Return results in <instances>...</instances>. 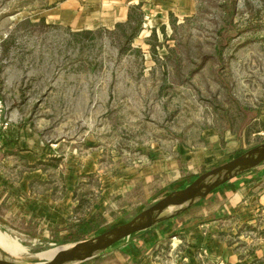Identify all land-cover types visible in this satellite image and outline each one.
Wrapping results in <instances>:
<instances>
[{
	"label": "rangeland",
	"instance_id": "374dc122",
	"mask_svg": "<svg viewBox=\"0 0 264 264\" xmlns=\"http://www.w3.org/2000/svg\"><path fill=\"white\" fill-rule=\"evenodd\" d=\"M58 1L0 0V98L9 129L36 144L31 160L8 156L0 172L9 183L26 172L69 233L125 177L139 180L127 212L112 195L113 210L101 207L109 224L82 240L264 144V0H193L187 17L169 13L154 28L136 9L125 24L84 31L47 19ZM153 165L157 172L141 173ZM73 180L63 202V181ZM6 187L0 232L25 253L0 254L36 264L37 254L74 243L69 234L56 240L47 216L7 217L16 193Z\"/></svg>",
	"mask_w": 264,
	"mask_h": 264
},
{
	"label": "crops",
	"instance_id": "0c3cea01",
	"mask_svg": "<svg viewBox=\"0 0 264 264\" xmlns=\"http://www.w3.org/2000/svg\"><path fill=\"white\" fill-rule=\"evenodd\" d=\"M193 8V0H60L45 14L47 19L50 18L49 20L55 24L63 25L72 31H84L111 29L125 24L130 11L136 9L141 11L148 27L154 28L166 25L169 13L183 19L192 13ZM22 133L23 131L17 127L0 133V167L1 164L8 166L6 161L8 156L24 157L25 161L33 157L29 152L36 144L33 139L22 136ZM155 172L157 166L154 165L145 172L141 171L147 177L148 174ZM25 175L26 172L16 180V183H9L1 177L0 172V188L9 186L15 189L14 193H16L6 216L21 215V213L36 215L38 216L35 217L36 219L47 216L52 220L47 226L50 225L57 230L56 240H61L63 234L70 235L65 229L63 214L58 212L53 214L54 202L49 200L51 198L45 197L48 192L42 191L36 194L32 178ZM138 181L128 176L123 178V181L120 180L110 188L104 189L97 201L99 206L95 205L96 208H92L84 220L88 221L93 216H98L103 220L100 227L107 226L109 210L101 207L108 205L110 210H113L112 206L115 204L114 199L113 202L111 200L112 195L121 196L123 207L119 210H124L122 214L127 212V205L132 201L128 196ZM63 183L67 190L62 198L65 202L66 194L68 197L72 196L74 180ZM142 186L145 189L143 183ZM17 192L21 197L17 198ZM6 193L8 190L0 197V203ZM147 194L145 199L149 198ZM43 195L45 198L42 197ZM37 199L41 200L38 202ZM203 251L206 255L200 258ZM204 262L264 264V163L231 177L203 195L195 197L185 203L172 218L143 235L122 241L76 264H202Z\"/></svg>",
	"mask_w": 264,
	"mask_h": 264
},
{
	"label": "water",
	"instance_id": "95a60500",
	"mask_svg": "<svg viewBox=\"0 0 264 264\" xmlns=\"http://www.w3.org/2000/svg\"><path fill=\"white\" fill-rule=\"evenodd\" d=\"M263 163L264 144L199 176L187 186L173 192L133 219L105 231L94 238L61 246L66 248L58 251L50 260L42 259L36 264H68L90 259L115 244L134 239L154 229L172 218L185 203L208 192L223 181L254 169ZM217 178L224 179L218 182L213 181ZM204 190L207 191L205 192ZM150 213L152 214L149 216Z\"/></svg>",
	"mask_w": 264,
	"mask_h": 264
},
{
	"label": "bare ground",
	"instance_id": "6f19581e",
	"mask_svg": "<svg viewBox=\"0 0 264 264\" xmlns=\"http://www.w3.org/2000/svg\"><path fill=\"white\" fill-rule=\"evenodd\" d=\"M0 248L3 249L6 253H8L10 255H17L18 252H24V250H25L22 247H17L16 245H14L13 241L10 238L9 239L6 238V235L2 234L1 232H0ZM65 248L66 247H58V248L50 250L46 253L37 254V259L50 260L58 251H60L61 249H65ZM0 264H20V263L10 259L7 256L0 254ZM69 264H73V262H71Z\"/></svg>",
	"mask_w": 264,
	"mask_h": 264
},
{
	"label": "trees",
	"instance_id": "16d2710c",
	"mask_svg": "<svg viewBox=\"0 0 264 264\" xmlns=\"http://www.w3.org/2000/svg\"><path fill=\"white\" fill-rule=\"evenodd\" d=\"M97 218L98 216H93L88 221H85L84 219L78 221L77 225L70 232L69 235L70 239L73 242H77L82 240V237H85L89 235L92 231L97 230L100 227V225L99 226L96 225ZM115 245L111 246L110 248L114 247Z\"/></svg>",
	"mask_w": 264,
	"mask_h": 264
},
{
	"label": "built area",
	"instance_id": "2783aa9c",
	"mask_svg": "<svg viewBox=\"0 0 264 264\" xmlns=\"http://www.w3.org/2000/svg\"><path fill=\"white\" fill-rule=\"evenodd\" d=\"M9 127H10V120L6 116L4 104L0 98V133H5L6 131L9 130ZM204 255H206V252L205 251L201 252L200 258L201 256H204ZM202 264H207V262H204ZM219 264H222V263H219Z\"/></svg>",
	"mask_w": 264,
	"mask_h": 264
}]
</instances>
